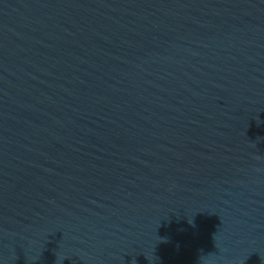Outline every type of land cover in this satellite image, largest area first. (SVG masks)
Returning <instances> with one entry per match:
<instances>
[{
  "label": "water",
  "instance_id": "water-1",
  "mask_svg": "<svg viewBox=\"0 0 264 264\" xmlns=\"http://www.w3.org/2000/svg\"><path fill=\"white\" fill-rule=\"evenodd\" d=\"M0 264H264V0H0Z\"/></svg>",
  "mask_w": 264,
  "mask_h": 264
}]
</instances>
